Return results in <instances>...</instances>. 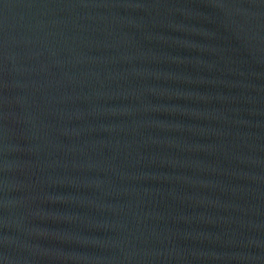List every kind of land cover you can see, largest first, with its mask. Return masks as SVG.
<instances>
[{
  "label": "water",
  "instance_id": "water-1",
  "mask_svg": "<svg viewBox=\"0 0 264 264\" xmlns=\"http://www.w3.org/2000/svg\"><path fill=\"white\" fill-rule=\"evenodd\" d=\"M0 264H264V0H0Z\"/></svg>",
  "mask_w": 264,
  "mask_h": 264
}]
</instances>
